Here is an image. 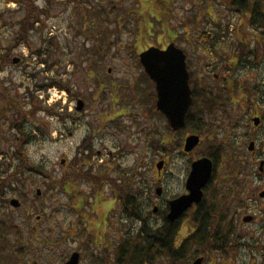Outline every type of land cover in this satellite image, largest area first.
I'll return each mask as SVG.
<instances>
[{"label": "rangeland", "instance_id": "1", "mask_svg": "<svg viewBox=\"0 0 264 264\" xmlns=\"http://www.w3.org/2000/svg\"><path fill=\"white\" fill-rule=\"evenodd\" d=\"M4 1L0 0V11L9 24L0 27V45L14 34L16 28L10 23L21 15L4 12ZM32 1L46 12L41 17L44 25L31 35L28 50L17 48L15 57L21 60L0 72V82L7 88L2 89L9 98H16L22 106L31 95L38 106L50 110L29 115L31 121L25 125L32 137L26 146L27 163L34 171L40 170L37 167L42 169L41 173L23 170L16 188L9 189L6 201L0 202V220L12 217L23 236L16 242L14 233L0 230V261L4 264L5 258L9 264H63L74 252L81 255L79 264L113 261L116 246L126 232L135 235L139 228V222L119 215L120 203L136 194L146 224L158 228L160 220L153 209L158 206L162 212L167 200L184 192L191 163L202 157L206 149L222 145V155L213 166L219 178L223 175L228 178L220 180L223 187H229L230 175L237 174L231 204L238 209L235 235L240 237L241 244L232 255L226 253L227 260L232 264H264V199L251 198L262 184L247 167L248 139L255 141L258 155L264 154V52L259 48L262 53H257L258 58H246L232 70L237 43L233 29L240 16L228 11L220 0ZM7 7L17 9L14 3ZM48 38L53 46L48 56L53 71L35 73L43 65L30 58L31 50L41 45L50 47L49 41L44 42ZM206 40H212L213 47L209 48ZM250 40V48L255 49V41ZM108 43L110 46L106 48ZM170 43L184 51L190 78H198L215 99L225 100L221 102L222 109L216 108L213 116H205L209 125L206 138L187 129L174 133L163 116L151 115L139 103L144 89L152 88L140 80L145 72L139 54L152 46L165 49ZM33 73L35 78L31 76ZM232 76L242 81L241 92L246 94L247 102H242L240 92L234 91ZM50 82L67 89L35 91L36 83ZM98 83H116L119 92H100ZM228 88H233L230 95ZM247 88L253 92L247 94ZM78 99L83 101L80 111L76 110ZM236 100L238 105L233 103L231 110V101ZM33 106L36 107L29 100L24 110ZM53 111L62 117L54 116ZM255 114L262 117L257 130L250 127V117ZM10 120L11 116L0 128V133L9 139V148L10 139L18 134L7 127ZM188 135H199L201 142L186 154L183 144ZM87 136L85 148L82 140ZM5 138L0 144V173L6 168L10 171L18 162L2 153L8 145ZM160 142L168 146L166 155ZM91 153L93 156L83 162ZM161 157H166L167 168L158 182L156 164ZM75 170L94 178L106 175L107 180L100 178L99 185L92 186L90 178L78 173L62 189L60 181ZM118 187L123 191L122 202L114 198L113 189ZM160 187L158 198L156 191ZM36 189L41 190L40 196H36ZM12 199L21 205L12 207L9 204ZM242 215L253 216L254 221L244 223ZM184 226L180 235L190 231ZM15 247L22 251L20 260ZM13 256L17 259L13 260ZM167 257L161 255L154 264H172Z\"/></svg>", "mask_w": 264, "mask_h": 264}, {"label": "trees", "instance_id": "2", "mask_svg": "<svg viewBox=\"0 0 264 264\" xmlns=\"http://www.w3.org/2000/svg\"><path fill=\"white\" fill-rule=\"evenodd\" d=\"M76 1V0H74ZM225 5V7L231 13H234L240 16L239 22L234 27L233 31L237 35V43L234 46V58L235 61L233 62L232 70L235 71L237 65L246 60V58H258V54L260 53L259 48L261 51L264 52V0H220ZM10 3H14L17 5L16 10H10L7 5ZM4 12L14 14L19 12L21 15L17 17L14 22L10 24L13 25L16 29L14 34L5 41L3 45H0V72L6 70L7 66L12 64V61L15 58L16 50L19 46H27L29 47L31 35L34 32L41 31L40 26L44 25V21L41 20L42 16L46 12L40 11L37 7L34 6L32 0H5L4 1ZM3 12L0 11V27H4L9 23L3 17ZM8 23V24H7ZM220 27V25H217ZM252 30L255 32L254 34L250 32ZM251 39L255 41V49L250 48ZM51 38L44 39L45 41H49L50 47L43 48L42 45L36 49L31 50V55L36 57V64H42L43 69L38 70L35 73L40 72L42 73H51L53 71V64L49 63L48 56L49 53L52 51V44ZM208 47H213L214 43L212 40H206ZM109 45L106 44L105 47L107 48ZM97 50V49H96ZM261 52V53H262ZM260 53V54H261ZM263 55V54H262ZM18 56H20L18 54ZM21 57V56H20ZM187 63V60H186ZM187 69L188 65H187ZM33 78L36 75H31ZM142 77L140 80L145 81L148 85L152 86L150 89H144V96L139 99V103L142 104L146 110L151 114H159L161 115L155 107L156 101V92L155 88H153L154 83L150 81L145 73L141 75ZM2 82V81H1ZM0 82V89L3 88ZM189 84L191 87V98L192 103L186 113L185 116V124L182 129H187L191 132L197 133L200 136L206 138V130L208 129L209 125L205 122L204 118L207 115L213 116L215 114L214 110L216 108L222 109L221 102L225 103V100H217L214 98V95L211 93L209 89L203 87L198 78H189ZM34 87V86H33ZM35 91H46L50 88H58V90L64 88L67 89L66 86L59 85L57 82H50L46 84L36 83ZM7 89V88H3ZM0 90V96L3 97L2 103H0V128L3 127L2 123L8 120L9 116H11V120L8 121L7 127L13 130H16L18 134L15 137L10 139L12 147L9 148V139L5 138L3 134L0 133V144L2 143V139L5 138V142H7V149L6 151H2L3 154L7 155L11 159H16L18 162L16 166L12 167V169L6 168L4 172L0 173V202L6 201L4 199L6 197V193L9 189H15L16 185L19 183L21 175L23 174V170H29L28 172H37L41 173L40 170L42 168L37 167V170L34 171L33 167L28 165V157L26 153V146H28L31 141L32 137L26 131L25 125L27 122H30L29 115L35 116V114L43 110L47 112L50 110L49 108L45 107L42 108L38 106V103H35L33 96L30 95V102L35 105L36 107H32L29 111H25L24 108L26 104L23 106L19 104L16 98H9V94ZM119 86L116 83H111L109 85H104L102 83H98V90L100 92L110 90L111 92L117 93ZM227 90V94L230 95L233 92V88ZM237 88H234V91ZM249 90V91H248ZM119 92V91H118ZM247 94L253 92L250 88L246 89ZM147 94V95H145ZM241 94V93H240ZM149 95V96H148ZM241 101H244V96L239 95ZM34 102V103H33ZM252 103V102H251ZM217 104V105H216ZM149 105V106H148ZM218 106V107H217ZM34 108V109H33ZM224 108V107H223ZM225 111V110H223ZM205 113V115H204ZM53 115L58 117H62L56 111H53ZM169 127V126H168ZM181 131V130H180ZM179 133V131L174 132ZM93 135L89 136L92 138ZM88 136L82 140L83 147H88L87 140ZM166 141L165 139H163ZM162 140V141H163ZM159 142V140H158ZM167 142V141H166ZM201 142V141H200ZM170 143V142H169ZM161 148L166 150V143L164 145L161 144ZM12 150V151H10ZM224 149L221 146H213L211 149H206L202 156L209 157L212 159L213 163L216 164L219 161L220 156L222 155V151ZM93 153L88 155V159L85 158L83 162H87ZM92 167V166H91ZM94 168V167H93ZM78 170L74 172L66 173L68 176L60 181L59 186L64 189L68 184L71 183L72 180L76 179L79 175L83 176L86 175V178L91 179L92 186H97V181L101 178H94L93 176L84 173L83 175L79 173ZM42 174H45L42 172ZM47 175V174H45ZM104 181L107 180V176L103 175L102 178ZM109 182V181H108ZM107 182V183H108ZM56 186V184H54ZM53 189V188H52ZM72 194V193H70ZM113 194H115V199L118 202H122L123 200V191L121 188L113 189ZM137 195L134 194L129 196L127 200H124L121 204L122 211L126 218L132 219L136 222H139V228L134 232L135 235H129V232H126V235L122 238V240L117 244V248L115 250V259L113 261H108L107 264H154L155 260L160 257L161 255H168L170 254V258L173 260L174 258L181 257L182 253L175 252V245L174 240L176 235H180L179 233V226L176 222L169 223L166 218H164V224L160 225L158 228H152L150 225L146 224L145 219L141 215V211L137 206L138 198ZM2 203V202H1ZM196 214V213H195ZM193 214L191 217V221H198L199 227L194 231L190 232L187 235H217L219 232L218 229L215 230L214 226L219 227L224 222V218L221 215L216 214V216H212L213 212H207V208L203 209V211L199 214ZM210 219H213L210 221ZM176 223V224H175ZM0 230L3 232H12L14 233L15 241L19 242L23 239L21 228L16 221L12 217L8 219L0 220ZM214 238V237H213ZM222 243L227 244L231 243L233 246L227 247V251L229 254L231 251L238 249L241 246L240 237L238 235H223L221 238ZM224 249L223 247H221ZM18 256V259L22 257V251L18 247H15L14 250ZM17 256L11 257L13 260ZM9 259V257L7 258ZM17 259V258H16ZM2 260V259H0ZM11 260V259H10ZM4 264H9L7 260L4 258ZM17 262V260H15ZM0 264L3 262L0 261ZM22 264V263H21ZM93 264H96V260Z\"/></svg>", "mask_w": 264, "mask_h": 264}, {"label": "water", "instance_id": "3", "mask_svg": "<svg viewBox=\"0 0 264 264\" xmlns=\"http://www.w3.org/2000/svg\"><path fill=\"white\" fill-rule=\"evenodd\" d=\"M19 59H14L16 64ZM139 62L144 69L148 78L154 83L156 90V108L167 119L169 127L173 131L180 130L185 123V115L191 105V89L189 86V73L186 66V55L182 49L177 48L173 43L166 46L165 49L158 47H149L139 54ZM110 72V70L108 71ZM83 107V101L78 100L76 109L80 111ZM259 118H253L254 125L259 124ZM200 141L198 135H189L184 140L183 151L191 152ZM253 143H250L248 150H253ZM163 162L156 164V168L160 170ZM213 171V163L203 157L191 163L190 172L186 180L187 194H184L169 204V213L167 220L173 223L179 218L192 204H198L202 198V189L211 178ZM40 189L36 190V195L40 196ZM160 194V189H157ZM264 193H261L263 196ZM10 205L17 208L20 203L18 200H10ZM156 207L153 212H156ZM251 218H244L245 222H249ZM80 255L74 252L64 264H79ZM202 259L199 258L193 264H201Z\"/></svg>", "mask_w": 264, "mask_h": 264}, {"label": "flooded vegetation", "instance_id": "4", "mask_svg": "<svg viewBox=\"0 0 264 264\" xmlns=\"http://www.w3.org/2000/svg\"><path fill=\"white\" fill-rule=\"evenodd\" d=\"M223 77L225 78L224 75ZM214 78L217 79V76H215ZM231 80H232V84L234 85V87L236 86L238 87L236 91H239L241 93L240 95L244 96L243 102H247L246 96H245L246 94L241 92L243 90V88L240 87L242 84V81L240 79L233 78V76ZM229 84L231 85V82ZM231 102H232L231 110H234L233 103L234 105L235 104L238 105V101L236 100V103L233 101ZM243 104L244 103L241 104L242 107H243ZM254 117L260 118V122L256 126L253 123ZM261 119L262 117L258 116L257 114L251 116L250 124H252V126L250 127L254 130H257L260 126ZM234 123L237 126V123L236 122ZM231 131H232V128H231ZM248 140H249V143H253V146H254L253 150L251 151H249L247 148V151L250 155V158L248 160V165H247L248 171L252 170L253 175L259 178L260 179L259 183L262 184L261 190L256 189L255 192L252 194L251 198L259 197V198L264 199V195L261 196V193H264V154L258 155L257 153L258 146L256 145L255 141L253 139H248ZM156 144H157V141H156ZM160 149L164 152L165 155L166 153H168L167 151L168 146L166 147V150H164L161 147ZM160 159L163 161V167L160 170L156 169V171L158 172L157 177L159 178L158 182L161 181V177L163 173L166 172V168H167L166 157L164 158L161 157ZM222 179L226 180L228 178L226 175H223L222 177L219 178V175L216 174V170L214 171V168H213L211 178L209 179L207 184L202 189L201 201L198 204H192V206L189 209H187L179 218H177L174 221L179 226V233L182 232L184 222H186L185 223L186 229L192 232L199 227L198 221H194V220L191 221L192 215L195 213L199 214L203 211V209L207 208V212L209 211L213 212V214H210V215L216 216V214H218V215H221L225 219L224 222L221 224V226L219 227L214 226L215 230L218 229L219 232H217V235H176V238L173 242L176 247L175 252L182 253V255L179 258H174L172 260V264H193V262L199 258L202 259L201 264H232L230 260L229 261L227 260L228 257L226 255L227 253L226 251H227V247L229 246L232 247L233 245L232 243H228V242L227 244L225 243L223 244L221 241V238H223V235H235L236 230H237V227H235V220H236L235 218H236L238 209H236L235 206L231 204V200L233 198V195H235L236 193L235 188L237 189L238 178H237V174L235 175L231 174L229 177V181L231 182V185L229 187H223L221 185L220 180ZM159 189H160V194H157V191H156V195L158 198L161 197V192H162V188L160 187ZM184 189H185L184 192L180 193L179 195H176L175 197H171L169 200H167L164 209H162V212L159 209V207L156 206L157 209H156L155 214L157 215V218L160 220L158 221L160 225L164 224L165 222L164 218H166L167 214L169 213L170 202L188 193V190L186 188V181H185ZM232 207H234V209H232ZM119 215L124 216L123 212ZM198 216H200V214ZM244 218H251L250 221H254L253 216H248V215L243 216L242 215L241 221L244 223H246L244 221ZM212 220L213 219H210V221ZM221 247H223L224 249H222ZM233 251H231L230 255H232ZM166 256H168L167 258H170L169 257L170 254ZM80 259H81V255H80Z\"/></svg>", "mask_w": 264, "mask_h": 264}]
</instances>
